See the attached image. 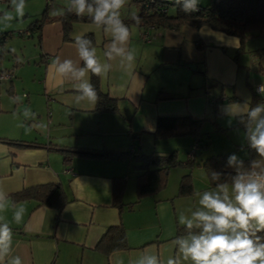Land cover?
I'll return each instance as SVG.
<instances>
[{
    "label": "crops",
    "instance_id": "1",
    "mask_svg": "<svg viewBox=\"0 0 264 264\" xmlns=\"http://www.w3.org/2000/svg\"><path fill=\"white\" fill-rule=\"evenodd\" d=\"M211 2L200 0L198 7L210 6ZM130 5L138 7L133 0H128L125 7ZM167 12L172 14L174 8ZM130 13L138 15L139 8L121 16L131 32L127 47L134 49L136 55L130 71L121 68L119 58L107 60L104 53L111 37L102 29L93 23L74 22L68 39L64 40L59 16L47 13L46 21L35 32L39 51L33 57L34 68L28 84L21 87L13 81H23L25 77L16 65L0 69L12 71L14 76L11 83L0 82V123L3 117H8V122L14 119L11 123L15 125L12 133L0 129V190L8 195L6 209L0 215L10 222L13 230L12 255H19L23 264H118L121 260L130 264L145 252L157 254L166 264L170 256L176 255L172 240L176 238L177 227H183L178 223V214L199 206L195 193L215 188L200 161L196 162V156L219 154L220 147L216 148L218 153L209 152L208 148L196 153L192 164L185 165L193 138L188 135L154 140L157 117L190 116L200 121L201 131L206 121L223 133L231 129L232 144L222 152H234L233 144L245 143L239 118L223 113L228 104L246 102L254 107L252 102L258 104L264 98L256 97L252 90L264 83V77L261 81L249 80V67L245 66L248 56H241L245 44L238 52L237 38L207 26H182L178 30L140 26L131 22ZM143 34H147L146 38ZM76 35H91L101 62L112 64L108 75L99 77V87L116 100V111L98 113L94 111L95 104H76L72 84H61L50 69L57 56L78 59L74 47ZM257 54L260 74L264 75V62ZM18 94L26 95L28 107L36 113L34 121L45 120V129H17V117L13 114L22 115L18 110L23 106H18L19 102L8 103L4 98ZM230 97L237 99L228 101ZM135 134H140L138 139L133 138ZM135 143H138L135 152L139 154L154 152L161 156L175 151L181 163L170 169L163 189L142 197L132 209L119 210L112 204L113 185L122 179V204L135 202L141 161L138 157L109 159L100 155L106 151L125 152ZM64 151L72 153L67 162ZM245 155L240 151L237 156L241 159ZM255 161L264 167V159ZM184 175L190 176L192 193L178 196V185ZM44 184L61 186L66 202L59 212L35 200L10 199L14 193ZM21 204L26 212L23 222L16 224L12 215ZM118 224L125 229L128 249L108 256L95 249L107 228Z\"/></svg>",
    "mask_w": 264,
    "mask_h": 264
},
{
    "label": "clouds",
    "instance_id": "2",
    "mask_svg": "<svg viewBox=\"0 0 264 264\" xmlns=\"http://www.w3.org/2000/svg\"><path fill=\"white\" fill-rule=\"evenodd\" d=\"M200 0H174L184 13L197 12ZM128 0H68L65 7L53 8L52 16L74 13L87 16L93 24L111 37L104 55L108 61L119 58L125 71L133 68L135 50L127 47L131 32L121 17V10ZM26 0H10V10L0 14V24L8 27L13 20L25 16ZM131 19L139 23L140 17L130 13ZM78 59L55 57L50 65L60 83L72 84L74 102L96 104L99 100L91 77H105L112 64L101 62L93 41L85 35L74 37ZM257 91L264 96V83ZM13 103L20 97L11 98ZM230 118H239L246 126L249 147L264 157V102L250 107L248 103H231L223 108ZM14 116L19 118L18 114ZM25 120L35 119L30 107L22 111ZM246 121V122H245ZM19 127H24L21 123ZM42 128L43 125H37ZM31 130V129H27ZM226 167L232 168L231 183L221 182L222 173L212 171L211 180L216 182L214 190L197 192L198 207L178 214V223L184 226L185 235L172 240L176 255L170 256L166 264H264V167L253 160L249 167L236 154L227 158ZM8 195L0 190V213L6 209ZM26 209L16 206L12 222L21 224ZM13 230L10 222L0 215V264H23L19 255H12ZM123 264V261H118ZM130 264H164L155 253L145 252Z\"/></svg>",
    "mask_w": 264,
    "mask_h": 264
},
{
    "label": "trees",
    "instance_id": "3",
    "mask_svg": "<svg viewBox=\"0 0 264 264\" xmlns=\"http://www.w3.org/2000/svg\"><path fill=\"white\" fill-rule=\"evenodd\" d=\"M137 3L139 8L138 16L140 17L139 23H136L133 19L132 23H136L140 26H154V27H166L168 29L178 30L182 26H190L193 28H199L201 26H207L212 30L222 32L229 36L235 37L240 43L241 51L246 39L250 36H262L264 37V0H212L210 6L198 7L197 12L184 13L181 10V6L172 1H157V0H133ZM172 7L174 12L169 14L167 10ZM44 11L42 18L33 22L29 28L28 33L38 32L46 21ZM59 20L62 24V33L64 40L68 39V35L71 31V24L74 22H89L93 23L87 16L78 17L74 13H69L64 16H59ZM27 33V35H29ZM37 36H39L37 34ZM93 41L91 35H86ZM3 38V34H2ZM3 41H0L2 44ZM3 52V51H2ZM260 55H264V47L259 50ZM3 54L0 53V63L2 62ZM1 74L10 75L11 78L3 79L5 82H12V71H3ZM0 79V82L3 81ZM91 83L95 86L99 96L98 102L95 104L94 111L98 113L114 112L117 110L116 100L110 98L106 93H103L99 87V77L92 76ZM253 90V89H252ZM11 92V87L8 89ZM254 92V91H253ZM257 97V95L254 93ZM235 97L228 98V101L236 100ZM260 99L258 100L259 103ZM257 103V101H256ZM255 101L251 104L256 105ZM246 122V121H245ZM238 125L242 126L246 135V126L240 119H238ZM199 120H194L190 116L176 117V116H161L156 119V128L152 134L153 139H166L170 137H182L190 136L193 138V143L196 142V153H201L202 150L208 148L209 134L202 132ZM140 134L132 135L134 139H138ZM192 143V144H193ZM138 143L133 144L130 149L123 152L106 151L102 152L100 157L109 159H121V158H135L141 161L138 166L140 171L136 176V201L127 203L126 205L121 202V195L123 193L124 182L122 179H118L113 185L112 191V204L122 210L124 207L132 209V207L140 201L144 196L155 194L164 188L166 185L168 172L171 168L180 165V161L177 160L176 152L173 151L167 155H155L154 152L148 154H139L135 152V147ZM30 146H33L30 144ZM35 146V145H34ZM238 147V146H236ZM245 150V157L241 158L244 161L245 167H249L251 162L256 159H264L260 157L256 151L249 147V143L246 137V142L241 146ZM83 155H92L91 153H82ZM72 155L69 151H64V161H68ZM231 153H219L211 154L204 159L200 160L202 167L204 168L208 180L212 186H215L216 182L211 180V172L216 171L222 173V181L231 183V175H235V171L232 168L226 167L227 158ZM194 158L185 162V165H191ZM192 193V185L189 175L181 177L178 185V196H188ZM12 202H18L23 200H35L40 205L55 208L58 212L62 209L66 202L64 192L59 184H44L24 189L20 192L14 193L10 196ZM185 235V229L183 227H177L176 237ZM264 235V233H260ZM95 249L101 251L105 255L128 249L126 243L125 229L122 224L110 226L105 233L98 240L95 245Z\"/></svg>",
    "mask_w": 264,
    "mask_h": 264
},
{
    "label": "rangeland",
    "instance_id": "4",
    "mask_svg": "<svg viewBox=\"0 0 264 264\" xmlns=\"http://www.w3.org/2000/svg\"><path fill=\"white\" fill-rule=\"evenodd\" d=\"M67 3L68 0H26L25 16L22 19L13 20L8 27H4L2 24H0V41L1 40L3 41V43L0 44V53L3 54L0 69H11L16 65L20 70V72H23L25 74L23 81H21L20 79H16V80L13 79V81L15 83L20 84L21 87L24 86L25 84H28L29 82L28 80L32 75L34 68L33 57L36 54H38L39 51L35 32L30 33L31 35L29 36L27 35V30L29 26L33 22L40 20L42 18L44 11L45 13H47V15H51L50 12L53 8L65 7ZM136 8H138L136 5L134 6L130 5V7L128 8L125 7L124 9L121 10V16L125 15V13H128L129 11H133ZM6 10H10V0H0V14H2ZM2 34H3V38H2ZM244 44H245V49H244L245 53L241 56H248L247 58L248 63H246L245 66L249 67L248 70L249 80L255 78L261 81L264 75L260 74L261 72L257 64V56H258L257 52H259L257 49H259L262 45H264V37L262 36L260 37L256 35L250 36L246 39ZM260 59L261 62H264V55H260ZM241 60L242 61L240 63L242 65L244 64V62L243 59ZM17 97L21 98L20 102L17 105L23 106V108H20L18 110V113H22L23 109L25 107H28L27 97L26 95H24L22 96L23 97L22 98L21 94H18ZM4 100L7 101L8 103H13L10 97H6L4 98ZM3 118L4 119L2 120L4 121H1L0 129L2 130V132L6 134H8L9 132L12 133L15 125L13 126V123L11 122L14 119L8 122V117H3ZM15 120L17 124V129L23 131L24 130L26 131L27 128H31V127L37 131L38 128L37 125H41V124L43 125L42 128L44 129L46 126L45 120L44 123L35 122L34 121L35 119L25 120L22 115H20L19 118H15ZM21 123L24 124V127L18 126ZM204 124L205 126L203 127V130L209 134V144H208L209 152L216 151V153H218L217 151L219 150H216V148L218 147H220V151H221V152L219 151V153H231L238 155L240 151L245 152V150L241 148L243 144L242 145L233 144L232 151L234 152H222L226 149H229L230 145L232 144L233 140L229 135L231 129L228 131V133H223L220 132V130L216 129L214 124H212L211 122L206 121L204 122ZM42 128H38V129L40 130ZM244 142H246V140ZM224 146H227V148H223ZM182 153H184V150H180V154ZM209 155H211V153H205L203 154V156H201V158L199 155H197L196 162H199L201 159H204Z\"/></svg>",
    "mask_w": 264,
    "mask_h": 264
},
{
    "label": "built area",
    "instance_id": "5",
    "mask_svg": "<svg viewBox=\"0 0 264 264\" xmlns=\"http://www.w3.org/2000/svg\"><path fill=\"white\" fill-rule=\"evenodd\" d=\"M149 1H152V0H149ZM142 36H143V38H146L147 34H143ZM8 78H11V76H10V75H7V74H1V75H0V79H2V80H3V79H8ZM258 86H259V85L255 86V87L253 88V91H254V93H255L257 96H260L261 94L257 91ZM260 102H261V103L264 102V98H260ZM197 147H198V146H197L196 142H194V143L191 145L190 150H189V152L187 153L188 158L192 159V158L194 157V153H195V151L197 150ZM132 151H133V148H130V152H132Z\"/></svg>",
    "mask_w": 264,
    "mask_h": 264
}]
</instances>
